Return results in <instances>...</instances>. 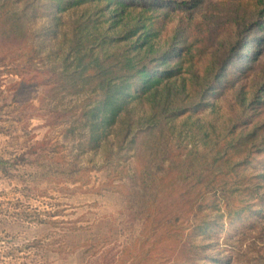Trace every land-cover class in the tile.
Returning a JSON list of instances; mask_svg holds the SVG:
<instances>
[{"label": "rangeland", "instance_id": "374dc122", "mask_svg": "<svg viewBox=\"0 0 264 264\" xmlns=\"http://www.w3.org/2000/svg\"><path fill=\"white\" fill-rule=\"evenodd\" d=\"M261 9L0 0V264H264Z\"/></svg>", "mask_w": 264, "mask_h": 264}, {"label": "trees", "instance_id": "16d2710c", "mask_svg": "<svg viewBox=\"0 0 264 264\" xmlns=\"http://www.w3.org/2000/svg\"><path fill=\"white\" fill-rule=\"evenodd\" d=\"M260 4H261V15L264 17V0H260ZM246 42H244V44H240L238 46H235L233 48H231L230 50H228L227 52L224 51L222 53L221 56V62L219 65V72L217 74V80H219L223 75L227 74L229 72V66L231 65V62L236 59L238 57V55L241 52V48L246 46ZM21 74V73H20ZM19 75V74H18ZM23 83H25V80L22 79V82L17 83L16 85L21 87L23 85ZM218 83L214 84V86H217ZM259 131H263L264 132V126H262ZM250 139V138H249ZM33 162H37L36 160ZM0 164H2L4 166L3 170L4 172H7V170L5 169V166H7L8 163L7 161L0 159ZM262 167L264 168V162H261ZM188 177V176H187ZM184 180H186V177L183 176L182 177ZM188 179V178H187ZM149 185H145V189L148 187ZM174 190L172 191V195H175L176 192L175 190L177 188H173ZM163 189H161L159 191V193L162 191ZM175 193V194H174ZM160 195V194H159ZM155 197L154 202H150L147 203L145 205L140 204H136L135 207H137L138 210V216L139 218L144 219L146 226L147 227H152L154 228V231L157 232L160 229H162L160 232V234H157V238L155 240V242H153L154 245L158 246V245H163L165 246L167 243L169 244L170 242H172V246L174 247V252H177L179 249H181V247H186L189 245L188 239L186 241L180 242L179 241V232L177 230V228L175 227V225L173 224V221H176V217L174 218V220L170 217H168V215L163 216L161 215V213H159V211L157 210L158 207V196ZM189 204V205H188ZM187 205H185L186 210L189 211H193V209L195 208V202H193V204L188 203ZM134 205H132L133 207ZM134 207V208H135ZM158 213L160 214V216L158 215ZM167 213V211L165 212ZM164 214V213H163ZM229 221H232L233 217L237 216L240 214L239 210L237 209L236 205H229ZM172 219V220H171ZM251 225L252 223H250V221L247 220H243L241 221L240 225ZM143 243L145 244V242L143 241ZM173 252V254H174Z\"/></svg>", "mask_w": 264, "mask_h": 264}]
</instances>
